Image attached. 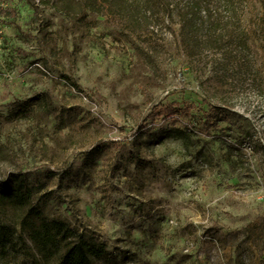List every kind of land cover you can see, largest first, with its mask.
I'll list each match as a JSON object with an SVG mask.
<instances>
[{
    "label": "rangeland",
    "instance_id": "rangeland-1",
    "mask_svg": "<svg viewBox=\"0 0 264 264\" xmlns=\"http://www.w3.org/2000/svg\"><path fill=\"white\" fill-rule=\"evenodd\" d=\"M11 2L0 264H60L31 235L53 218L96 264H264V0Z\"/></svg>",
    "mask_w": 264,
    "mask_h": 264
},
{
    "label": "trees",
    "instance_id": "trees-1",
    "mask_svg": "<svg viewBox=\"0 0 264 264\" xmlns=\"http://www.w3.org/2000/svg\"><path fill=\"white\" fill-rule=\"evenodd\" d=\"M145 2L155 5L157 0H144ZM191 2H200L201 0H190ZM17 10L12 4L11 0L7 1V5L0 8V22L15 25L20 29L16 23ZM184 137V132L178 127H166L157 137V141H162L167 137ZM32 193L27 186H22L20 180L15 185H6L1 189V195L16 202V204L25 206L27 197ZM73 227L62 219L53 218L45 220L40 227L34 230L31 235L33 240L45 249L52 247L59 248L64 245V249L60 251V264H96L97 260L102 257L105 251L103 243L85 238V236L76 232ZM122 262L128 260L124 254L121 256Z\"/></svg>",
    "mask_w": 264,
    "mask_h": 264
},
{
    "label": "built area",
    "instance_id": "built-area-1",
    "mask_svg": "<svg viewBox=\"0 0 264 264\" xmlns=\"http://www.w3.org/2000/svg\"><path fill=\"white\" fill-rule=\"evenodd\" d=\"M0 6H3V2H1V0H0ZM1 33H2V30H1V26H0V38H1Z\"/></svg>",
    "mask_w": 264,
    "mask_h": 264
}]
</instances>
